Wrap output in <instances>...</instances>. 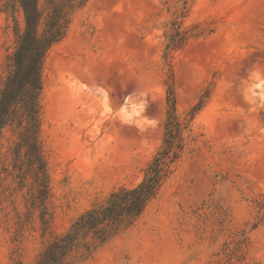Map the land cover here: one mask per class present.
Returning a JSON list of instances; mask_svg holds the SVG:
<instances>
[{"label": "rangeland", "instance_id": "rangeland-1", "mask_svg": "<svg viewBox=\"0 0 264 264\" xmlns=\"http://www.w3.org/2000/svg\"><path fill=\"white\" fill-rule=\"evenodd\" d=\"M75 5L43 71L45 193L11 129L0 138V264H36L82 214L140 184L171 94L188 125L180 162L133 228L74 264H264V0ZM24 27L19 2L0 0V92ZM94 60L141 85L92 80Z\"/></svg>", "mask_w": 264, "mask_h": 264}, {"label": "trees", "instance_id": "trees-1", "mask_svg": "<svg viewBox=\"0 0 264 264\" xmlns=\"http://www.w3.org/2000/svg\"><path fill=\"white\" fill-rule=\"evenodd\" d=\"M16 1L23 10L25 27L18 33L16 50L8 58V75L1 81L0 138L10 128L16 137L17 156L22 149H27L30 162L27 172L35 174L41 194L47 189L39 142L44 66L50 50L67 35L75 1L82 0H48L44 8L40 0ZM167 101L169 110L163 143L148 164L142 182L111 193L103 203L82 214L65 233L49 243L36 264H74L138 223L180 162L185 149L184 132L188 125L179 120L173 94ZM200 107L197 105L191 115L194 116ZM35 197L32 195L33 199Z\"/></svg>", "mask_w": 264, "mask_h": 264}, {"label": "bare ground", "instance_id": "bare-ground-1", "mask_svg": "<svg viewBox=\"0 0 264 264\" xmlns=\"http://www.w3.org/2000/svg\"><path fill=\"white\" fill-rule=\"evenodd\" d=\"M125 13H127V12H125ZM107 18H108V16H107ZM125 27H127V26L125 25ZM244 36L246 37V34L243 35V38H244ZM124 39H123V41H124ZM77 68H79V65H76V69ZM85 69H86V74L90 75L92 80H101L105 85H110V86L114 85V84H116L117 80L119 81V83H121L124 86H126L129 83H136V84L141 85L140 81L131 79V77L126 72H124L122 70V65L120 66L119 64H117L115 62L108 63V62H106V60L105 61H103V60H94V61H91L86 66ZM111 88H112V86H111ZM234 102H235V100H234ZM113 128H114V131L116 132V135H117L118 138H126V137H128V134H130V133L118 128L115 125V123H113ZM114 135H115V133H114ZM258 163L260 164L259 161H258Z\"/></svg>", "mask_w": 264, "mask_h": 264}]
</instances>
